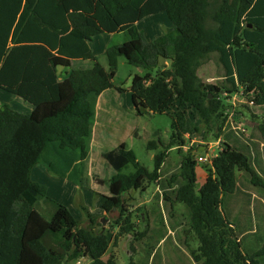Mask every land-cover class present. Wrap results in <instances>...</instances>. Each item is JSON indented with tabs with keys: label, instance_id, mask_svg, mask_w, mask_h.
<instances>
[{
	"label": "trees",
	"instance_id": "16d2710c",
	"mask_svg": "<svg viewBox=\"0 0 264 264\" xmlns=\"http://www.w3.org/2000/svg\"><path fill=\"white\" fill-rule=\"evenodd\" d=\"M68 1L0 0V89L33 106L32 113L25 114L0 104V264H70L82 259H90V264H119L114 255L104 259L112 241L109 233L83 227L68 207L32 180V171L41 160L52 173L66 178L72 168L80 171L89 156L97 98L113 88L124 91L115 86L113 78L122 57L146 71L133 77L130 88L138 116L169 115L179 105L176 115H170L168 148L185 146L189 109L196 110L209 126L223 105L215 95L220 91L199 75L212 54H218L225 69L227 93L242 92L261 110L260 116L254 115L258 120L255 131L264 144V0H157L172 28L148 42L137 24L130 26L129 41L106 52L108 71L90 47L102 32L89 23L84 12H68ZM147 2L102 0L111 19L130 7L140 10ZM76 60L93 65L67 71ZM61 68L67 71L63 80ZM226 135L231 149L213 160L199 190L197 161L192 156H186L178 171L169 176L164 170L166 152L155 156L152 172L125 143L104 153L116 171L112 182L119 186L116 200L102 197L106 214L119 211L116 241L131 233L137 241L148 235L149 231L137 232L125 204L126 196L138 191L142 187L139 180L144 178L158 184L156 198L163 199L165 214L172 215L176 204L185 205L190 231L199 243L191 251L195 264H264V237L241 228L229 206L227 211L224 208L226 198L239 190L237 172L247 174L264 191V180L253 166L252 148L260 144L251 140L249 144L237 136L233 139V133ZM157 145L149 141L148 148ZM130 165L135 171L123 174ZM40 200L53 205L50 220L37 211ZM88 217L95 225L96 218ZM178 227L182 224L173 225V229ZM250 235L256 236V250L245 249L244 239ZM166 237L161 235L159 243ZM155 250L152 247L147 252L149 262L156 257Z\"/></svg>",
	"mask_w": 264,
	"mask_h": 264
},
{
	"label": "rangeland",
	"instance_id": "374dc122",
	"mask_svg": "<svg viewBox=\"0 0 264 264\" xmlns=\"http://www.w3.org/2000/svg\"><path fill=\"white\" fill-rule=\"evenodd\" d=\"M76 6L86 7L89 4L99 7L102 0H74ZM162 8V7H161ZM147 16L141 20L139 29L143 31L148 42L154 41L159 36L167 33L172 28L171 21L166 12L160 11L157 0H148L146 3ZM100 23L98 28L103 30H112L118 27L122 21L127 22L134 14L127 15L116 22L111 19L103 9L100 8ZM129 40L128 33L120 34H103L94 41L95 55L99 63L108 71L109 63L106 56L107 50L112 46H117ZM93 63L90 61H74L71 68L79 69L90 68ZM61 70V69H60ZM63 71H61L62 73ZM146 71L130 65L124 57L119 60V67L113 74L114 83L116 87L123 88V92L117 91L116 88L106 91L101 97V104L99 106V123L96 130V143H89L90 150L88 159L80 168V171H74L73 168L68 173L67 178L52 173L47 165L41 160L38 164L48 174L46 180H39L37 182L44 185L49 183L53 193H60V195L69 203L67 207L71 210L77 219L81 221V225L88 230L98 233L99 231L109 233L112 238L110 248L105 255L107 260L111 255H114L119 264H130L133 260L135 264H195L191 251L198 247V241L192 235L189 228V216L184 204H176L172 215L166 212L163 206V199L156 198L160 190L158 184L153 181H140L142 187L138 191H131L125 198V204L128 209L127 215H131L132 222L136 224L137 232H148V235L140 240H135V233L124 235L116 241V236L119 233V227L116 225V220L119 218V211L114 210L111 213L104 214L102 209V197H109L116 200L118 197L119 186L112 182L116 171L103 158V154L107 153L122 143H125L127 149L132 150L137 160L145 166L150 172L154 169V158L161 151L166 152L167 157L164 164V170L170 176L175 174L180 163L186 156H192L197 161L199 167L201 163L198 162L200 156L206 157L213 154L219 155L223 151L231 149L232 142L227 139L229 133L232 138H240L249 144V140L256 144H262L258 133L255 131L257 118L261 115V110L254 107L249 99L246 98L242 92L237 94H228L225 85V69L219 61L218 54H212L207 62L199 70V75L207 85H213L220 91L215 94L220 96L222 107L214 114V121L207 126L199 118L197 111L189 109L186 113L187 128L190 130L186 134L185 146L168 148L172 133L173 117L179 110V105L176 104L168 114H147L138 116L134 108L131 97V84L135 75H144ZM157 70L153 72L156 75ZM228 86V85H227ZM122 95V97H121ZM213 96H210L212 99ZM0 104L7 105L12 109L21 113L28 114L27 109L31 105L25 102L22 98L17 97L11 93L0 89ZM149 141H157V148H148ZM159 142V143H158ZM204 147L203 152L200 148ZM207 175L208 171L212 170L209 164L202 165ZM68 167H64L67 171ZM255 170L259 176L264 180V173L261 172L258 165ZM135 171L132 165L123 170V174L129 175ZM39 173V174H37ZM239 175V184L243 191L248 192L259 198V206L261 208L260 214L264 216V191L261 187L254 186L250 180L237 172ZM245 174V173H244ZM41 173L36 172L35 177L32 178L34 182L37 181ZM71 175V176H70ZM78 177V178H77ZM62 178L63 180H70V190L65 192L63 188L52 186L54 182L51 179ZM250 178V177H249ZM45 181V183H44ZM202 179L197 183V190L202 186ZM95 182V183H94ZM96 184V190L101 194H97L91 189V186ZM77 190V191H76ZM83 190L87 195V202L84 199ZM73 197V199H70ZM53 198V197H52ZM99 199V205L97 199ZM233 196L227 197L224 208L227 211ZM86 207L87 210H84ZM36 209L47 220H50L54 212L53 205L39 201ZM253 210V209H252ZM96 218V224L90 223L88 214ZM259 215V217H261ZM166 225H163V217ZM175 216V218H174ZM262 220L254 218L253 230L258 231V236L264 237V230L261 228ZM182 224V227L173 229V225ZM259 225L256 228V225ZM251 225V227H253ZM154 235L152 234V232ZM161 235H167L166 239L159 243ZM253 235L247 236L244 239L246 250H256V242ZM250 248H248V247ZM154 247L156 257L149 262L147 252ZM249 252V251H248ZM90 259H82L70 264H90Z\"/></svg>",
	"mask_w": 264,
	"mask_h": 264
},
{
	"label": "crops",
	"instance_id": "0c3cea01",
	"mask_svg": "<svg viewBox=\"0 0 264 264\" xmlns=\"http://www.w3.org/2000/svg\"><path fill=\"white\" fill-rule=\"evenodd\" d=\"M73 3H76V2L74 0H69L65 4V7H66L67 11L68 12H73V11H82V12H84L85 15L87 16L88 20H89V23L94 25L96 28H98L97 25H99V23H100L99 11H100V8L103 9V3H101L100 7H99V4H97V3H96L95 6H92V5L89 4L86 7L76 6ZM145 8H146V4L140 10H134L131 7L126 9L119 16H117L114 20L116 22H118L123 17H125L127 15H131V14L133 15L134 14V16L131 19H128L127 22H124V21L120 22L118 24V27H116L115 29H112V30H106L105 31L103 29L98 28L102 33L99 36H97L95 39H97L98 37L102 36L103 34H107V33H110V34H115L116 33V35L120 34V33H123V32L128 33V28L130 26H132V25H136L137 24V26L139 27V25L141 23V20H143V18H145L147 16ZM103 11H104V9H103ZM160 11L162 12L163 9L161 8ZM95 39L90 43V47L93 50L94 54H95V50H94V41H95ZM129 39H130V37H129ZM76 61H82V60H76ZM73 63H74V61H73ZM73 63H72V65H73ZM83 69H85V68H83ZM61 71H63V72L61 73ZM59 72L61 73V76H62L60 78V80H63V79H65L67 77V71L64 70L63 68H61V70H59ZM103 94H101L97 98L96 104H95L96 114H95V120H94V123H93V135H92V138H91V141H90L91 143H96V141H97L96 130H97V127H98V123L100 121L99 120V106L101 104V97L103 96ZM121 97H122V95H121ZM32 111H33V106L31 105V108L27 109V112H28V114H30V113H32ZM203 150H204V147H201L200 151L203 152ZM252 154H253L254 170L256 168V165H258L260 170H261V172L264 173V144H260L257 147H253L252 148ZM203 164L204 163H201L200 166L199 167L197 166V168H196L197 183H198L199 179H202L203 180L202 181V186H203V184L205 183V181H206V179L208 177L207 173L205 172L204 167L202 166ZM210 167H212V165H210ZM37 171H39L41 173V175H39V177H37L38 179H37L36 182H42V181H39V180H46L48 174L46 173V171L41 166L39 167L38 164L34 167V169L32 171V178L35 177V174H36ZM240 173H243V172H240ZM37 174H39V173H37ZM243 175L246 176L251 182V178H249V176L247 174L243 173ZM238 176L239 175L237 174V177ZM51 180L54 182V184L52 186H57V187L63 188L65 190V192L70 190V187H72L71 184H70V180H63L62 178H56V179L54 178V179H51ZM44 183H45V181H44ZM45 184L47 185L46 188H47V193H48L49 197H51V198L53 197V199L55 201H58L59 203L65 205L67 207V205L69 203H67V201L60 195V193H57V194L53 193L51 191L49 183L46 182ZM238 185H239V190H238L237 194L232 198V202L229 205V213H230V215L232 216L233 220L237 224L240 225L241 228H247V229L255 228L253 226L254 218H256V219L260 218L263 221L261 227L264 229V216L260 214L261 213L260 212L261 208H260V206L258 204V203H260L259 202L260 201L259 198L257 199L256 196H254L253 194L243 191V189L241 188V186L239 184V177H238ZM95 186H96V184L92 185L91 189L93 191H95L97 194L103 195L102 193H100L99 191L96 190ZM83 194H84V199L87 202V195L84 192V190H83ZM105 197H107V196H105ZM107 198H109V197H107ZM70 199H73V197H71ZM99 199L100 198L97 199V204L98 205H99ZM104 214L106 215V213H104ZM250 214H251V217H250ZM259 215H261V217H259ZM251 225L253 227H251ZM104 259H105V257H104Z\"/></svg>",
	"mask_w": 264,
	"mask_h": 264
},
{
	"label": "built area",
	"instance_id": "2783aa9c",
	"mask_svg": "<svg viewBox=\"0 0 264 264\" xmlns=\"http://www.w3.org/2000/svg\"><path fill=\"white\" fill-rule=\"evenodd\" d=\"M216 157H218V155H215V154H213L212 156H206V157H199L198 158V162L199 163H205V164H209V165H212V163H213V160L216 158Z\"/></svg>",
	"mask_w": 264,
	"mask_h": 264
}]
</instances>
